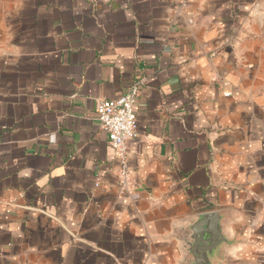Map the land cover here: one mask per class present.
<instances>
[{
	"label": "crops",
	"instance_id": "crops-1",
	"mask_svg": "<svg viewBox=\"0 0 264 264\" xmlns=\"http://www.w3.org/2000/svg\"><path fill=\"white\" fill-rule=\"evenodd\" d=\"M139 77L122 189L96 107ZM213 208L264 264V0H0V264H176Z\"/></svg>",
	"mask_w": 264,
	"mask_h": 264
},
{
	"label": "water",
	"instance_id": "water-1",
	"mask_svg": "<svg viewBox=\"0 0 264 264\" xmlns=\"http://www.w3.org/2000/svg\"><path fill=\"white\" fill-rule=\"evenodd\" d=\"M229 211L213 208L174 224L167 234L176 238L181 256L176 264H237L234 247L246 243L226 229Z\"/></svg>",
	"mask_w": 264,
	"mask_h": 264
},
{
	"label": "built area",
	"instance_id": "built-area-1",
	"mask_svg": "<svg viewBox=\"0 0 264 264\" xmlns=\"http://www.w3.org/2000/svg\"><path fill=\"white\" fill-rule=\"evenodd\" d=\"M142 77L134 79L117 97L98 100L96 112L100 127L107 133L116 159L117 181L122 189L131 187L128 166V140L138 135L134 103ZM225 94H229L226 90Z\"/></svg>",
	"mask_w": 264,
	"mask_h": 264
}]
</instances>
